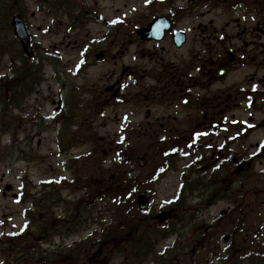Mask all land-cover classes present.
<instances>
[{"label": "rangeland", "instance_id": "374dc122", "mask_svg": "<svg viewBox=\"0 0 264 264\" xmlns=\"http://www.w3.org/2000/svg\"><path fill=\"white\" fill-rule=\"evenodd\" d=\"M65 1L67 4L64 8L60 6L61 9L55 12L42 0L23 2L29 30L37 44L35 58L40 61L42 82L37 92L26 100L25 112L21 116L24 120L20 127L18 110L12 109L6 115L5 108H0V235L5 233V236L0 237V264H10L13 257L17 256L20 257L19 264H33L32 260H28L31 256L25 261L24 257L21 258L14 251L10 253L11 246L2 247L1 242L6 241L10 235L27 230L29 219L33 220V214H27V209L35 207L33 202L41 205V198L50 196L51 183L58 184L63 201L52 204L56 220L67 216L65 202L69 206L74 201L85 205L92 201L96 208L80 221L82 223H78L77 228L62 230L45 244H38L37 253L34 254L36 260L39 261L47 250V253L60 254V260L67 262L70 259H67V249L80 242L100 240L104 229L115 224L118 218L98 190H111L118 184L124 193H128L131 185L141 180L147 186L148 180L145 179L150 178L155 167L162 161V147L153 146L157 148L156 154L153 153V147L146 145L148 137L145 130L134 132L132 138L130 134L132 144L129 146L118 148L110 145L108 141H115L120 134L116 115L128 116L134 111L136 115L133 119L143 120L148 107L155 116L175 114L174 108H168L162 97L148 91L149 87L156 86L162 80L168 70L192 71L196 60L210 57L213 44L210 36L218 35L222 30L229 35V43L236 48L243 47L245 43L238 33L243 32L242 39L256 38L255 46L247 41L250 57L257 51L258 38L264 36L257 31L264 29L261 5L254 3H249L251 6L247 9L243 5L231 7L234 0H218L222 8L214 9L209 7L214 0ZM259 1L264 6V1ZM160 15L173 17V30L180 28L187 32V43L182 48L175 47L171 32L160 42L140 38L138 30L147 27ZM200 26L203 30H200ZM9 34L4 44L10 43L11 32ZM88 48L103 49L105 58L100 61L93 56L88 63L85 59ZM257 60L261 62V58ZM13 63L9 56L0 53V77L4 67ZM125 69L128 70L123 74ZM131 75L142 86L137 90L135 87L128 88L130 98L115 102L110 98L111 94H108L109 99H106L103 92L105 86H115L117 89L119 81H127L130 85L133 82ZM222 86L217 82L208 90L191 88L187 95L192 99L198 91L202 95L211 96ZM140 108L142 113L138 116ZM234 113L240 123L248 124L250 118H253L257 124L256 128L248 132H245V127L241 144L243 142L246 147H250L260 142L264 137V101L250 108L242 105ZM184 118L186 123H191L194 119H202V113L196 112L195 108L191 111L186 106ZM189 135L191 133L187 132ZM102 137L105 140H101ZM236 149L240 150V147ZM194 154L174 163L176 167L168 170L157 184L148 185L153 196L152 215L160 211L162 205L176 198L182 183L181 175L189 166L194 168V164L190 165ZM125 159L130 162L126 163ZM254 163L257 171L263 170L262 162ZM224 166L210 171L207 180L201 181V190L197 191L196 188L194 194L188 195L182 208L186 209L185 213L192 222L185 220L187 226L178 229L177 237H153L155 252L143 264H164L159 261L161 257L170 261V256L176 258L180 253L183 254L180 264H227V255L231 249L237 248L241 251L246 249L239 254L240 264H264V207L256 205V200L264 197L251 193L254 188L263 186L264 176L261 173L252 175V170L248 169L237 172L240 170L238 166L231 168L232 174L223 173L215 181L211 174L221 172ZM75 170H78L83 184L73 192L66 187V181L71 182ZM221 178L222 181L219 180ZM217 183H221L222 187L219 188ZM8 185L12 189L4 195ZM24 186L29 198H25ZM14 193L19 195L18 198L13 197ZM132 200L135 201V197ZM125 207L128 208L123 205L122 209ZM222 212H226L224 217ZM244 220L247 225L249 223V230L247 225L239 228ZM211 226L213 228L210 231ZM38 231L32 232V236L41 235ZM201 231L205 240L198 237ZM231 232L235 236L231 247H228L224 242V234ZM175 238L180 241L175 243ZM105 248V245L97 248L103 250L104 254L99 255L98 259L102 260L108 255L109 249L105 251ZM97 249L93 247L91 253ZM248 251L262 255L257 254L258 257L252 260L250 255L244 257ZM78 264L93 262L86 257ZM109 264H124L123 258L114 257ZM172 264L177 263L174 261Z\"/></svg>", "mask_w": 264, "mask_h": 264}, {"label": "flooded vegetation", "instance_id": "af4514ba", "mask_svg": "<svg viewBox=\"0 0 264 264\" xmlns=\"http://www.w3.org/2000/svg\"><path fill=\"white\" fill-rule=\"evenodd\" d=\"M249 3L261 5L262 9L260 8V10L264 16L263 2L259 0H252L251 2L234 0L231 7L243 5L248 9L251 6ZM256 12H258V9ZM169 18L172 22L174 21L173 17L169 16ZM207 27L206 25L205 28ZM199 28L203 30L201 26ZM176 29L171 31L173 42ZM257 31L264 34V29H257ZM251 32L252 36H254L253 29ZM238 36L245 43L243 47L236 48L229 43V35L222 30L220 34L210 36L211 41H213L210 57L208 59L200 57L199 61L196 60L192 71L168 70L162 76V80L156 86L149 87L148 91L155 92V95L158 94L159 98L162 97V101L164 100L166 102L168 108L170 106L174 108L175 114L170 113L168 115L155 116L154 112L148 107L144 112L145 118L143 120L133 119L136 115L134 111H131L128 116L116 115V122L120 126V134H118L120 137L118 136V139L115 141L108 139L109 141H107L110 145L113 144L115 147L129 146L132 144L130 134L132 138L134 132L145 130L146 137H148V143L146 145L148 147L158 146L166 149L165 151L168 153L167 160L171 162L178 159L187 146L197 148L196 153L200 162L202 161L201 157L204 156L206 163L224 162L227 159V162L231 160V165L233 166L238 165L241 159L239 157L245 156L249 158L250 147L243 145L241 151L234 153L228 146L214 149L210 145L213 133L217 131L225 132L236 128L237 123H233L234 112L242 106L243 102H245L244 104L248 108L264 101V36L260 35L258 38L257 51L254 53V56H251V61V57L247 51V47L249 46L247 41H251L252 45L255 46L257 39L254 37H252L254 40L242 39L243 32L238 33ZM96 49H87L85 59L88 63L93 56L96 57V52L99 48ZM5 56H9L12 63L13 61L14 63L4 67V73H2V78L0 79V94H2L1 90L3 91V95L0 97V108L1 106L5 108L6 115L12 109L18 110L19 114L17 119L20 127L21 122L24 120L21 116L25 112L24 106L26 100L32 93L35 94L41 86L42 81L40 76L42 69L38 59L26 65L25 61L17 60L15 54L7 53ZM257 58H261V62ZM247 69L250 71H247ZM127 70L125 69L123 74ZM130 77L133 79L130 85L127 84V81L124 83L119 81L117 82V89L115 86L109 88L105 86L103 92L107 96L106 99H109L108 94H111L110 98L115 102L126 101L127 98H130L131 92H129L128 88L135 87L136 89L142 86L137 84L135 76L131 75ZM229 79H231L230 82H228ZM217 82L223 86L211 96L202 95L198 91L192 99L187 95L190 94L191 88L195 90H208L211 89L212 84ZM186 91L188 92L186 93ZM145 97L147 98V96ZM192 101H194L193 105L191 104ZM186 106L191 111L195 108L196 112L202 113V119L198 118L197 120L194 119L191 121V123H186L184 118ZM27 107L29 108V105ZM141 113L140 108L137 111V115L139 116ZM228 114L230 118H226ZM243 126L246 125H241V127ZM128 131L131 133L126 134ZM187 132H190L191 135L187 136ZM208 137L209 140L206 139ZM101 140H105V138L102 137ZM245 148H248V150L246 151ZM207 150L209 151V155L206 154ZM235 155L238 157L237 161L234 158ZM247 163L250 166L248 161ZM199 169L202 168L197 166V178H200ZM170 210H173V212L170 217L167 214L166 218L176 222L184 209H180L178 202L177 206L173 204L168 211ZM33 223L35 226L36 222ZM159 223L166 224L167 220L163 223L159 221ZM38 233H40V230ZM34 237L38 240L41 239L39 234Z\"/></svg>", "mask_w": 264, "mask_h": 264}, {"label": "trees", "instance_id": "16d2710c", "mask_svg": "<svg viewBox=\"0 0 264 264\" xmlns=\"http://www.w3.org/2000/svg\"><path fill=\"white\" fill-rule=\"evenodd\" d=\"M23 2V0H0L1 54L3 53L2 46L10 35V28L7 25L8 14L10 11H22L24 4ZM45 2L50 7V9L52 8L53 12L58 11L60 6H63L64 8V6L67 4L65 0L58 1L59 4H56L55 1L51 0ZM10 38V43L13 44V38L11 36ZM24 58L27 57L25 56ZM82 182L83 179L79 177L78 170H75L74 178H72L71 182L66 181V186L75 192L77 191V187L83 184ZM117 185H115V188L111 190H106V188H100L98 190L100 192L99 195L107 200L111 210L114 212V214H116L118 218L117 222L104 229L100 240L93 239L80 242L77 243L76 246L67 249L66 252L68 254V258L67 256L66 258H70L67 260L68 264H78L86 257L93 255L91 253L93 247L98 248L102 245L107 246L105 251L109 249L108 255L111 257V259L120 256L124 261L127 262V264H143L145 260H147L149 257H152L153 253L155 252V247L152 242L153 237L160 236L163 230L151 223L150 214L139 211L137 206H135L134 201L132 200L135 193L131 191L133 187L131 188L130 192L124 193ZM216 185L222 186L221 183H217ZM51 186L52 187L50 188V191H52L49 194L50 196L41 198L43 201L41 205L40 203L33 202L35 204V208L30 211V213L33 214V222H36V225H38L37 227L36 225H33L32 232L40 230L41 239H35L32 234L12 236L9 239L8 244L4 243L2 245V247L11 246L10 253L13 251L17 255L21 253V258L24 257L25 261H27V257L31 256L28 260H32L33 264H67L66 261L60 260V254L52 252L47 253V250L45 253H43L39 261L38 259L36 260L37 257L34 254L37 253V245L45 244V242H48L51 238L57 236L62 230L65 231L77 228L79 226L78 223H82L80 221H83L86 215L93 213L96 208V206L91 203L92 201H90L88 205L74 201L69 204V206L67 205L68 202H65L64 204L67 208V216L56 220V214L52 209V204L63 201L60 197V187L58 184L52 183ZM135 189H143V187L138 185V187H135ZM123 205H127L128 208L125 207L122 209ZM211 228H213V226L210 227V231ZM202 232L203 231L198 234V237H200L201 234L203 235ZM201 239H204V237L201 236ZM75 247L76 249H74ZM79 248L80 250H78ZM96 253L97 252L94 254ZM238 255L239 250H232V252L228 255L229 262H232V264H240ZM19 258V256H17V258L13 257V260L10 261V264H19ZM251 259L255 260L256 257L251 256Z\"/></svg>", "mask_w": 264, "mask_h": 264}, {"label": "water", "instance_id": "95a60500", "mask_svg": "<svg viewBox=\"0 0 264 264\" xmlns=\"http://www.w3.org/2000/svg\"><path fill=\"white\" fill-rule=\"evenodd\" d=\"M12 25L14 26L15 34L20 38L23 48L28 55L33 53L30 36L27 32L25 23L20 15H15L12 19ZM171 29V22L167 17H157L155 18L147 28H144L141 31V35L144 39H162L165 35V31ZM185 42V32L178 31L176 32V44L178 46L183 45ZM11 186L8 185L6 190H10ZM139 205L142 209L147 206V198L144 195H140L138 199ZM229 240V236L225 237V241Z\"/></svg>", "mask_w": 264, "mask_h": 264}]
</instances>
